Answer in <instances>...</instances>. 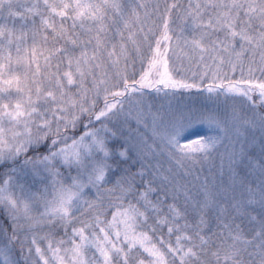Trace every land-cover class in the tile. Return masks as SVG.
<instances>
[{
	"label": "snow or ice",
	"instance_id": "6c2138e0",
	"mask_svg": "<svg viewBox=\"0 0 264 264\" xmlns=\"http://www.w3.org/2000/svg\"><path fill=\"white\" fill-rule=\"evenodd\" d=\"M0 264H264V0H0Z\"/></svg>",
	"mask_w": 264,
	"mask_h": 264
}]
</instances>
